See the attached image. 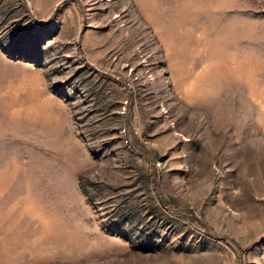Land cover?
Segmentation results:
<instances>
[{"label": "rangeland", "instance_id": "rangeland-1", "mask_svg": "<svg viewBox=\"0 0 264 264\" xmlns=\"http://www.w3.org/2000/svg\"><path fill=\"white\" fill-rule=\"evenodd\" d=\"M0 264H264V0H0Z\"/></svg>", "mask_w": 264, "mask_h": 264}]
</instances>
